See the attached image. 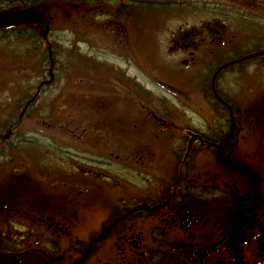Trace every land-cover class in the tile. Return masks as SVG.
Wrapping results in <instances>:
<instances>
[{
  "label": "rangeland",
  "instance_id": "obj_1",
  "mask_svg": "<svg viewBox=\"0 0 264 264\" xmlns=\"http://www.w3.org/2000/svg\"><path fill=\"white\" fill-rule=\"evenodd\" d=\"M108 3L41 0V19L22 25L37 32L34 48L26 36L27 44L0 43V203L19 210L0 213L1 242L21 248L23 221L49 215L66 237L53 264L69 263L77 243L80 264H264V59L239 82L255 79V119L245 115L238 139L245 154L222 169L196 143L195 161L183 158L190 132L211 135L201 90L209 59L203 45L187 54L208 18L197 10L258 12L264 0H113L112 15ZM223 17L235 39L252 37ZM263 30L255 27V46ZM227 92L247 103L245 86ZM138 206L152 211L97 238L111 234L110 218Z\"/></svg>",
  "mask_w": 264,
  "mask_h": 264
},
{
  "label": "flooded vegetation",
  "instance_id": "obj_2",
  "mask_svg": "<svg viewBox=\"0 0 264 264\" xmlns=\"http://www.w3.org/2000/svg\"><path fill=\"white\" fill-rule=\"evenodd\" d=\"M108 2L109 14L112 15L114 12L110 10V6L113 4V0H108ZM122 5L124 6V4ZM199 8L200 7H198V9ZM8 9L9 10H4L0 13V26L5 28L13 27L16 29L17 26H19V23L22 22L19 17L20 9L16 7ZM190 10L197 9L190 8ZM215 10L216 12L214 14L213 11H211L209 14L207 11H205V9L197 10V13H199L198 15L208 17L206 22L201 25L203 37H200L199 41L197 42L195 40H191L190 44L187 45V54L189 58L194 57L200 50L201 45H203L204 48L202 49V53L206 54L207 59H209L208 67L206 69L207 75L204 78V86L201 90L202 93L206 95L205 105L208 108V112L212 116L211 123L209 122L211 135L206 136L203 133L190 132L189 140L193 134L199 135L201 140L192 143L189 148L188 140L187 149L183 158L184 161H189L191 160L190 157H193V161H195L196 157L194 148L195 144L197 143L200 148H205L204 151L209 155L211 162L214 161L217 166H220L222 169H226L228 166L227 161L230 158H233L235 154H240L241 157L245 154L243 153L244 151L242 144L238 140L239 135L242 133L240 132V129H243V123L248 122L245 115L249 117L252 116L255 119V79L252 78V82L250 84L246 83V85H239V82L242 81L241 78L245 77V71H250L251 76H255V60L260 61L264 59V42L261 46H255V27L256 29L259 27L264 28V9L255 12V9L252 10L245 7V5L239 6L233 4H222L220 5L219 9ZM223 16H227L229 17L230 21H234L235 23L242 25L244 31L251 34L252 37L245 36L240 40L235 39L236 36L229 31L227 25L228 19L225 20ZM38 19L40 20V17ZM244 19L250 21L246 22ZM23 20L28 22L29 18L23 16ZM250 22L252 24H250ZM45 32L46 30L43 31V33ZM28 38L31 37L29 36ZM258 38L264 40V30L262 34L258 36ZM3 42L6 44L9 41L5 40ZM255 48H257V50H255ZM190 49H193V51ZM220 51H222L221 54H219ZM223 81L226 82L225 85H223ZM122 86L124 88L129 87V85L123 82ZM221 86L225 87L221 89ZM244 86L248 92L247 105L243 101L239 103L240 100L237 101L236 98H232V93L229 94L227 92V90L232 92L233 89L236 90ZM137 94L139 95L140 99L146 98V93L142 90H138ZM135 104L139 105L136 102ZM157 107L158 106H156V108ZM17 135V131H14L13 136L16 138ZM239 149H241L242 152H239ZM251 149H253V147H251ZM199 154L201 153L199 152L198 155ZM192 168L194 169V163H192V167L188 168L187 171H192ZM216 168L217 167L214 166L212 167L213 170H216ZM191 187H194V189L196 188L194 185ZM194 189L191 188L190 193H193ZM188 197L192 198L194 196L189 194ZM201 202L203 201L201 200ZM10 203L11 202L0 203V213L5 215L7 218H13L15 213L19 215V210H14ZM167 205L172 204L171 202H166V204L163 206ZM171 208H175V206L173 205ZM4 209H6V211H4ZM149 211L152 210L145 212ZM132 214L134 213H132L131 210L129 211L128 209H125L121 218H110V222L104 230L106 231L107 228H110L111 234H106V232H103L102 235L97 238H102L104 240L110 239V237L112 235L114 236L116 233L117 224L121 226V223H125L127 218ZM42 218L39 217L38 221H35V216L32 215L30 218L31 224L29 225L23 221L21 225L24 228L23 232L26 235L20 239L24 241V239L27 237L25 242H28L21 248L17 247L14 250L5 248L6 245H4L0 240V264H24L25 261H28L27 264H34L31 257L36 255L35 245L38 243L42 244L41 247L44 249V257H40V254L37 253L41 260L37 259L35 264H53L61 261L62 255L65 251H60V254L57 252L59 249V244L66 238L64 236L63 239V233H61L62 227L60 225L62 222L56 221L49 215H45ZM22 220H24V214H22ZM7 223L10 225H15L17 224V221H14V219H6L4 224L7 226ZM221 224V226H223V223ZM4 232L7 233V230ZM15 232L18 233L21 231L13 229L10 234L13 236ZM225 235H227L226 232ZM228 235H230V233H228ZM73 252L74 255L72 254ZM26 256L29 257V260L26 258ZM65 256H70L71 258L68 261L69 263L66 262L65 264H80L85 258L84 250L81 249L79 243H77L73 247L72 251L67 253ZM191 257H193V254Z\"/></svg>",
  "mask_w": 264,
  "mask_h": 264
},
{
  "label": "trees",
  "instance_id": "obj_3",
  "mask_svg": "<svg viewBox=\"0 0 264 264\" xmlns=\"http://www.w3.org/2000/svg\"><path fill=\"white\" fill-rule=\"evenodd\" d=\"M40 6H41V0H0V11L6 8H10V7L11 8L18 7L19 9L22 10V8L25 7V9L22 11H26L25 13H28L29 11H34V7L37 8ZM2 30L4 31L2 32L0 31V41L8 40L10 43L15 44V45H18L19 43L24 44L25 42L24 36H26L27 38L30 36L31 38H29L30 40L27 39V43L30 44L32 48H34V45L38 41L37 39H39L37 38V32H31L29 29L21 25H19V28L17 29H14L13 27L12 28L2 27ZM38 55L39 56L41 55V58H45L44 55H42L41 53ZM79 62L80 61H78V63ZM228 164L229 166H231L230 161L228 162Z\"/></svg>",
  "mask_w": 264,
  "mask_h": 264
},
{
  "label": "water",
  "instance_id": "obj_4",
  "mask_svg": "<svg viewBox=\"0 0 264 264\" xmlns=\"http://www.w3.org/2000/svg\"><path fill=\"white\" fill-rule=\"evenodd\" d=\"M185 63V62H184ZM201 138L197 135H192L190 140H189V143H188V148L191 146V144L196 141V140H200ZM148 207L147 206H138V207H135L133 209V212H136V211H141V210H147Z\"/></svg>",
  "mask_w": 264,
  "mask_h": 264
}]
</instances>
